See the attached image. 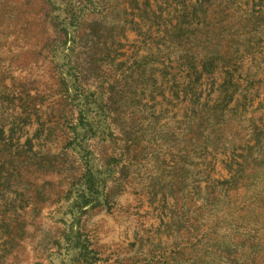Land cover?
<instances>
[{
  "label": "rangeland",
  "instance_id": "1",
  "mask_svg": "<svg viewBox=\"0 0 264 264\" xmlns=\"http://www.w3.org/2000/svg\"><path fill=\"white\" fill-rule=\"evenodd\" d=\"M239 192L264 0H0V264H243Z\"/></svg>",
  "mask_w": 264,
  "mask_h": 264
},
{
  "label": "trees",
  "instance_id": "2",
  "mask_svg": "<svg viewBox=\"0 0 264 264\" xmlns=\"http://www.w3.org/2000/svg\"><path fill=\"white\" fill-rule=\"evenodd\" d=\"M235 202L239 207L237 213L248 212L241 219H230L235 221L233 233L237 232L232 234L234 255L243 264H264V195L259 193L247 199L245 193L239 192Z\"/></svg>",
  "mask_w": 264,
  "mask_h": 264
}]
</instances>
